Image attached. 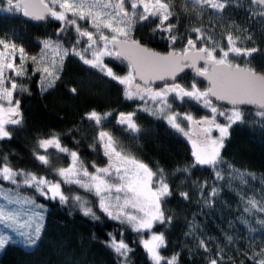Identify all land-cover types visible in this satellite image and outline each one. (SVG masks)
<instances>
[{
	"label": "snow or ice",
	"instance_id": "1",
	"mask_svg": "<svg viewBox=\"0 0 264 264\" xmlns=\"http://www.w3.org/2000/svg\"><path fill=\"white\" fill-rule=\"evenodd\" d=\"M231 2L232 0H186L184 11L188 10L187 5L190 4L196 17L200 18L206 8L222 12ZM6 3L7 11L21 13L29 19L43 21L52 18L59 21L61 26L57 30L58 34L74 28L76 38L71 48L65 47L60 41L44 39L40 41V53L29 55L25 48L13 39L0 36V140L12 138L10 125H22L20 101L15 99V93L17 90L27 91L18 78L28 74L29 62L34 66L33 74L41 75L42 89L47 90L54 87L60 79L65 58L69 55L79 57L85 65L123 85L125 99H138L143 102L138 108L139 111L166 120L173 129L187 138L191 144L194 162L177 168V172L190 174L191 169L197 165L208 166L214 171L216 180H224L225 177L220 171V166L224 163L221 149L232 125L243 121L244 112L240 105H253L258 109L256 114L264 117V73L250 67V61L241 66L230 59V56L250 58L258 51L256 47L238 46L240 36L229 31L224 37L227 41L224 45L215 39L213 33H206L203 27H192L191 31L196 33L195 39L189 37L181 50L173 48L167 54L155 52L133 37L132 32L137 22L158 18L159 23L153 31L168 33L170 43L175 45L178 37L172 33L177 25L171 23V20L174 17L178 19V16L174 0H6ZM250 3L261 6L259 15L264 16V0H250ZM80 21H84L88 26L80 24ZM246 38L253 39L252 36ZM198 42L203 46H198ZM105 57L126 61L127 74L117 75L104 62ZM201 61L202 67L198 66ZM185 68H191L196 76L205 78L208 87L201 90L195 80L190 87L177 82L179 74ZM156 81H163V86L153 87ZM76 91V88L71 89L73 94ZM213 98L232 107H218L213 103ZM188 100L201 104L210 111L211 116L197 119L190 112L181 113L173 109L177 101L186 103ZM112 115V112L101 113L93 109L84 117L92 122L91 126L96 129L94 142L90 147L94 151L97 145L102 149L107 158L105 166H98L93 162L90 165L93 171H90L79 152L65 146L60 136L53 133L37 139L33 156L45 168L51 169L59 177L58 180L32 170L15 168L5 155L0 161V181L9 182L15 185L16 189L21 185L34 189L46 199L58 198L61 204L69 199L62 191V184H74L93 192L99 198L100 210L110 219L122 224L127 223L138 233L151 232L156 223H169L172 217L166 216L163 205L165 198L172 195V189L165 170L157 168L154 171L126 150L121 141L107 128ZM218 116L224 117L227 123H218ZM135 117V111L119 112L116 115V123L122 126L125 132L139 133L141 129ZM184 121L187 122L186 125L183 124ZM214 129L219 132V136L212 135ZM50 149H54L55 153L50 152ZM59 154L70 158L66 167L54 165V159L60 158ZM228 167L232 168L231 165ZM232 171L238 173V170ZM238 175L243 181L247 174ZM193 184L199 187L203 197L207 181L204 184L194 181ZM218 194V187L213 186L209 196L215 198ZM180 195L185 200L190 198L188 192L182 191ZM0 198L9 204L28 206L13 210L0 206V225L5 229L18 231L28 246L36 245L40 239L42 215L31 211L25 223L20 220L30 209L42 206L37 205L33 198L21 196L14 189L5 191L2 186ZM72 199L79 203L84 215L99 219L93 209L87 206L88 202L79 195L73 196ZM211 202L209 199L205 200L207 205ZM252 210L264 212V204L254 197L248 198L244 211L251 213ZM32 221L35 222V227L27 233L22 231L26 225L31 227ZM260 223L264 225V220ZM228 240L231 242L232 237L229 236ZM9 241L8 235H0V249L5 248ZM141 243L152 264H178L179 253L170 257L161 255L160 250L167 246L163 233L152 232L150 237L142 239ZM109 247L118 258H123L120 264H128V253L131 249L123 240L117 241L113 238ZM198 247L205 253L210 251L208 242L204 239L199 240ZM223 251L218 249L215 256L208 259L207 264H220L224 260ZM244 254L247 256V253ZM248 259L252 260L253 264H264V247Z\"/></svg>",
	"mask_w": 264,
	"mask_h": 264
},
{
	"label": "trees",
	"instance_id": "2",
	"mask_svg": "<svg viewBox=\"0 0 264 264\" xmlns=\"http://www.w3.org/2000/svg\"><path fill=\"white\" fill-rule=\"evenodd\" d=\"M178 10L177 15L183 21H189V14L180 7ZM243 18L248 22L252 20L245 11ZM215 19L220 27L217 38L225 37L229 31L237 35L236 0H232ZM191 20L192 27L206 30L202 22L193 17ZM188 26L185 25V32ZM252 26V31L248 29L242 34L238 46L258 48L249 66L264 73V19L259 16ZM193 34L195 37L196 33ZM0 36L13 39L29 55L40 53V41L44 39L60 41L67 48H71L73 43L63 33L56 35L52 21L46 19L37 22L25 18L21 13L7 15L0 12ZM247 36L253 39L248 40L245 38ZM136 39L139 40L138 36ZM104 62L117 75L125 74L123 66L117 61L106 59ZM28 68V74L18 78L27 91L17 90L15 93V99L20 101L23 122L22 125L9 126L12 129L11 139L0 140V161L7 155L15 168L58 179L51 169L45 168L33 156L37 139L55 133L65 146L79 152L89 170H93L90 167L93 162L104 166L106 158L102 149L98 145L95 151L90 147L96 129L84 117L93 109L101 113L112 112L108 130L114 133L127 151L154 171L163 168L172 189V195L165 198L163 205L166 216L172 217L171 221L156 223L151 230L165 236L167 246L160 250L161 255L170 257L179 253L178 264H207L218 249H223L224 260L220 264H253L248 257L264 247V225L260 223L264 220V212L252 210L248 213L244 208L251 197L264 204V117L258 116L255 110L243 108V121L233 124L229 129L221 149L224 163L220 171L224 180H216L214 171L208 166L197 165L190 174L177 172V168L194 162L188 143L168 127L162 118L139 111L142 101L125 99L123 87L117 81L85 65L76 56L69 55L65 58L63 71L55 86L43 90L38 74H33L29 65ZM192 78L183 75L181 84L189 85L193 82ZM195 82L201 90L204 89L206 83ZM72 88L77 89L75 94L71 92ZM173 107L178 112H190L194 117L206 115V110L191 100L186 103L177 101ZM133 111L136 112L135 119L141 129L139 133L125 132L116 123L119 112ZM50 152L55 153V150L50 149ZM59 157L54 159L56 167H66L70 163L66 155L59 154ZM232 169L247 174L243 181ZM194 181L198 184L207 181L203 197L199 187L193 184ZM213 186L219 189L215 198L209 196ZM69 189L79 192L73 186ZM182 191L190 194L188 200L180 195ZM206 199L212 201L210 205L205 203ZM41 201L44 219L37 244L26 249L9 241L1 249L0 264H120L123 258H118L109 247L113 238L123 240L131 249L128 264H152L140 242L141 233L133 231L127 223L110 219L97 204L91 202L99 217L93 219L92 216L84 215L73 199L64 204L52 199L41 198ZM229 236L232 237L231 242ZM200 239L208 242V253L198 247Z\"/></svg>",
	"mask_w": 264,
	"mask_h": 264
},
{
	"label": "flooded vegetation",
	"instance_id": "3",
	"mask_svg": "<svg viewBox=\"0 0 264 264\" xmlns=\"http://www.w3.org/2000/svg\"><path fill=\"white\" fill-rule=\"evenodd\" d=\"M181 1L182 0H174V6H175V10H176L177 13L179 12L178 7H180V9H182V11L185 8L184 5H182ZM236 8H237V19H238L236 21V29H237L236 32H237V35L240 36V37L242 36V34L244 32H246V31H244L246 29L244 27V25L247 27V29H246L247 31H248V29H249V31H252V29H254L253 26H252L253 22H256V20L259 19V16H260L261 19H264V16L259 15V13L261 11V6L252 5L250 3V0H239V3H237V0H236ZM244 11L247 13L248 17H250L252 19L251 21H253V22H251V21L248 22L246 20L245 21L243 20L244 19L243 18V12ZM183 12L189 14V17H191V18L193 17L192 16L193 14L191 12H189L188 10L187 11H183ZM181 18L178 16V19L174 17L171 20V23L177 25L176 29L172 33V35H176L178 37V40H177L175 45H172L170 43V41L168 39V36H169L168 33L162 32L160 30L153 31V29L156 28V24L159 23V19L158 18H150L147 21H139V22H137L135 27H134V29H133L132 35H133V37L135 39L138 36L139 41L141 42V44L143 46H145V47H147V48H149V49H151V50H153L155 52H158L160 54H165V53H167V51H171L173 48H175V50L179 51L186 45L187 39L189 37L195 39L194 34L191 31V27H192L191 26V24H192L191 18L187 22L183 21V19H181ZM47 20L48 21H52L54 23L55 33H56V35L60 36L61 33L58 34V32H57V30L60 28V26L58 27L57 22L54 19H52V18H48ZM185 22H186V24L189 25L187 27L186 32L184 31V28H185V25H186ZM63 34L65 36H67L69 38V40H72L71 43L75 41L76 33H75V30H73L72 28H69L66 32H63ZM219 39L224 40V37L219 38ZM83 46L84 45H81V47H83ZM77 58L79 59V57H77ZM106 59H112V60L117 61L118 64L123 66V69L125 71L124 75L127 74L128 66H127V62L126 61L122 62L121 60H117V59H114L112 57H109V58L105 57L104 60H106ZM230 59L234 60V63H239V64H241V66H244L245 63L247 61H251L252 58L251 57L250 58H241V57H232V56H230ZM198 66L202 67L203 64H199ZM193 74L194 73L189 71V73H186V74L184 73L183 75H186V77H188V78H192L193 77L192 81H194V80L197 81L198 79ZM181 77L179 78V80L177 82L181 83V81H180ZM198 81H202V80H198ZM191 84L192 83H189V85H187V86L190 87ZM158 86L162 87L163 84L162 85H158ZM153 87H155V86H153ZM205 88H206V84H205L204 89ZM203 109H205V108H203ZM181 113H183V112H181ZM207 115H208V111L206 112V115H204V116H207ZM204 116H201L200 118H202ZM196 118L200 119L199 117H196ZM173 130L178 134V136L182 137L187 142V138L185 136H183L181 133L177 132L175 129H173ZM186 130H187V128H186Z\"/></svg>",
	"mask_w": 264,
	"mask_h": 264
},
{
	"label": "rangeland",
	"instance_id": "4",
	"mask_svg": "<svg viewBox=\"0 0 264 264\" xmlns=\"http://www.w3.org/2000/svg\"><path fill=\"white\" fill-rule=\"evenodd\" d=\"M181 2H182V5H184V7H185V5H186V0H182ZM187 8H188V11L191 12V13L193 14L192 16H193L194 19H196V21H200V22L203 23V25H204L205 28H206V30H205L206 33H213V34H214V37L216 38L217 41L221 42V44L226 45L227 41H226L225 38H224V40H221V39H219V37H218V38L216 37V36H218V33H219V31H220V27H219L218 20L215 19V18H217V16L219 15V12H215V11L212 10V9H207V8H206V9L203 11V13L201 14V16L204 17L205 19H204V18L202 19L201 16H200V18H197V17H196V13H194V12L192 11V7H191L190 4L187 5ZM0 12H1V13H5V14H7V15H8V14H12V13H15V14L17 13V12H15V11H12V12L7 11V3H6V0H0ZM212 17H213V18H212ZM210 18H212V19L210 20ZM55 21H56V20H55ZM56 22H57V24H58V27L61 26L59 21H56ZM79 23L82 24V25H84L85 27L88 26L87 24H85L84 21H80ZM72 29L74 30V28H72ZM198 45H199V46H203V45L200 44V43H198ZM106 58H109V57H106ZM18 62H19V61L17 60V63H18ZM81 62H82V61H81ZM233 62H234V60H233ZM82 63H83V62H82ZM28 65L30 66L31 71H33L34 66L31 65L30 62H29ZM87 66H88V65H87ZM89 67H90V66H89ZM92 69H93V68H92ZM37 74H38V76H39V80L41 81V75H40V73H37ZM114 81H115V80H114ZM191 83H192V82H191ZM40 84H41V83H40ZM122 87H124V86L122 85ZM136 101H138V99H137ZM191 101H193V103H196L200 108H201V107L204 108L201 104H198L196 101H194V100H191ZM178 102H179V101H178ZM217 106L219 107V105H217ZM222 108H223V109H229V108H226V107H222ZM173 109H174V107H173ZM205 109H206V108H205ZM174 110H175V109H174ZM175 111H177V110H175ZM207 111H208V115H207V116H211L210 111H209L208 109H206V112H207ZM162 120L164 121L165 124H167L168 127H171V126L166 122V120H164V119H162ZM217 122H218V123H221V124H226V123H227V121L225 120V118H224V117H220V116L217 117ZM183 124L186 125L187 122L184 121ZM212 135H213L214 137H217V136H219V132L216 131V130L214 129L213 132H212ZM187 143H188V146L190 147L189 149H190V152H191V151H192V149H191V144L188 142V140H187ZM105 158H106V157H105ZM192 159H193V161H194V158H192ZM106 163H107V158H106ZM105 165H106V164H105ZM105 165H104V166H105ZM90 171H93V170H90ZM58 179H59V177H58ZM58 179H57V180H58ZM18 180H19V178H18ZM0 186H2V187L4 188L5 191H8V190H10V189H14V190L18 191L19 194H20L21 196L31 197V198H33V199L35 200L36 204H37V205H40V206H42L41 198H42V199H46L44 196H41L39 193H37L34 189L27 188V187H24V186H22V185H21V187H20L19 189H16V186H15V185H11L9 182L0 181ZM70 186H73V187L76 188L79 192H76V191H73V190L69 189ZM62 191L64 192V194H65L66 196L69 197V199H72V197L75 196V195H79L83 200H85V201L88 202L87 206L91 207L92 209H93V205L91 204V202L97 204L98 207H99V198H98L97 196H95L93 192L86 191L85 189L80 188V187H78V186H76V185H74V184H72V185L62 184ZM48 199H51V198H47V200H48ZM69 199H68V201H69ZM52 200H53V199H52ZM55 200H58V201H59L58 198L55 199ZM68 201H67V202H68ZM74 201H75V200H74ZM67 202H66V203H67ZM77 203H78V202H77ZM78 205H79V203H78ZM0 206H3V207H5V208H7V209H9V210H13V209L21 208V207H28V206H20V205L9 204L6 200H4V199H2V198H0ZM79 206H80V205H79ZM80 208H81V207H80ZM43 209H44L43 206L40 207V208H36V209H30L29 212H28L26 215L22 216L20 222H21V223H25V222L28 220V217L31 215V211L39 212V213L42 215V217H43V212H44ZM81 210H82V209H81ZM93 211H94V210H93ZM43 219H44V217H43ZM116 221H117V220H116ZM118 222H120V221H118ZM41 223H42V222H41ZM33 227H35V222H34V221L31 222V227H28V226L26 225V226L22 229V231H24V232L27 233V232L31 231ZM130 227H131V226H130ZM131 228H132V227H131ZM41 229H42V228H41ZM152 232H153V231H151V232H140V233H141V236H140V242H141L142 239H147V238H149L150 235L152 234ZM155 233H158V232H155ZM0 235H8V236L10 237V241H13V243L20 244V245L23 246V248H26V249L30 248V246H28L26 243H24V239H25V238H24L23 236L19 235V232H18V231H15V230H12V229H5V228L3 227V225H0ZM141 244H142V243H141ZM143 248H144V247H143ZM144 250H145V249H144ZM0 252H1V249H0Z\"/></svg>",
	"mask_w": 264,
	"mask_h": 264
},
{
	"label": "water",
	"instance_id": "5",
	"mask_svg": "<svg viewBox=\"0 0 264 264\" xmlns=\"http://www.w3.org/2000/svg\"><path fill=\"white\" fill-rule=\"evenodd\" d=\"M25 18H27V17H25ZM29 19V18H28ZM37 22H39V21H37ZM169 51H167V53H168ZM167 53H165V54H167ZM199 64H203V62L201 61V62H199ZM189 71H191L192 73H194L193 75L194 76H196V74H195V72H194V70L193 69H191V68H185L184 69V71L183 72H181L180 74H179V76H178V78H177V81L179 80V78L185 73H189ZM196 78L198 79V80H202L204 83H206V87H208V81L205 79V78H203V77H198V76H196ZM162 84H164V82L163 81H156L155 82V84L153 85V86H158V85H162ZM213 103H215V104H217V105H219L220 107H227V108H231L232 106L231 105H229V104H227L226 102H223V101H216L214 98H213ZM240 107H241V109H243V108H250L251 110H255V111H258V109L255 107V106H253V105H240Z\"/></svg>",
	"mask_w": 264,
	"mask_h": 264
}]
</instances>
